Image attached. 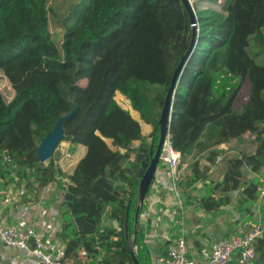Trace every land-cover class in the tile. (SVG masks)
I'll return each instance as SVG.
<instances>
[{
	"label": "trees",
	"instance_id": "16d2710c",
	"mask_svg": "<svg viewBox=\"0 0 264 264\" xmlns=\"http://www.w3.org/2000/svg\"><path fill=\"white\" fill-rule=\"evenodd\" d=\"M219 7L193 8L196 46L174 91L169 134L182 163L207 154L206 165L195 159L181 177L183 210L214 212L244 187L235 201L241 212L245 202L258 198L257 180L244 185L243 171L264 172V66L255 62L264 58V0H224ZM47 14L46 0H0V71L15 93L6 102L0 92L1 188H22L27 202L55 177L67 179L57 185L63 191L59 237L65 258L74 254L72 264H134L137 172L157 144L164 97L190 44L189 13L181 0H87L58 45ZM246 82L248 97L238 104ZM116 92L152 126L150 135L143 136L139 123L116 103ZM72 110L61 124V141L82 145L86 153L65 177L53 156L40 163L36 150ZM244 134L253 138L252 154L216 150ZM106 139L123 152L112 151ZM220 154L223 176L212 181L210 165ZM199 182L205 195L192 196ZM143 210L144 205L139 216ZM140 230L135 255L139 264H151ZM256 251L264 252V240Z\"/></svg>",
	"mask_w": 264,
	"mask_h": 264
},
{
	"label": "crops",
	"instance_id": "0c3cea01",
	"mask_svg": "<svg viewBox=\"0 0 264 264\" xmlns=\"http://www.w3.org/2000/svg\"><path fill=\"white\" fill-rule=\"evenodd\" d=\"M114 100L123 110L129 113L132 119L139 123L143 136L150 135V125H147L140 119L139 114L132 109L130 101L124 95L116 92ZM241 139L253 138L249 134H244ZM105 142L112 151L122 152L111 140L106 139ZM230 149H232V146L230 148L229 142L223 143L216 148L217 151L228 154L232 152ZM254 150L255 147L250 154ZM85 153L86 148L84 146L79 145L73 147L68 142L61 141L52 156L55 166L65 177H68L73 173L74 168ZM220 163H214V166L209 170L210 180L220 181L222 179L223 168ZM206 164L207 162L203 165ZM186 171L187 166L183 169L182 177L186 174ZM257 174L259 173H251L244 170V185L253 180ZM160 177L161 174L159 171L154 180H159ZM62 180V183H68L67 179ZM1 182L0 180V222L6 224L12 223L18 209L22 205H25L27 207L25 218L29 225L40 230L43 224L47 222L54 229H61L60 203L62 201L63 191L58 189L55 184H46L37 190V195L33 200H29L30 198L27 197L28 199L25 200L28 201L25 202L22 197V191L24 192L22 188H17L15 185L1 188ZM243 189L244 187H241L238 191L230 194L229 201L214 212H205L196 206H187L183 212L184 218L183 215L181 217L183 226H180L179 220L173 221V215L177 213V208L174 205V194L170 189H167L160 183H158L155 190L149 188L143 203V213L138 217L137 231L141 229L140 231L143 234L142 239L147 240L145 246L151 255V264L157 257L164 255V252L167 250L166 239L173 240L181 232L186 237L192 258L196 260V264H202V254L211 251L214 246L228 238L237 223L247 224L248 222H255L258 216L264 217V200L259 198V196L252 203L245 202L243 207H241V212L236 210L235 201L238 200L239 194ZM204 195V184L199 182L195 185L192 196L200 197ZM144 213L148 215L145 216ZM249 213L252 215L251 219ZM59 235L57 234V236ZM262 240H264V237L259 241ZM257 253L258 256L255 264H264V252L260 251ZM17 256L15 250L0 245V264H16V262H19ZM73 257L74 254L67 259L65 258L64 264H72ZM84 258L80 253L78 259L83 261ZM229 264H237V261L233 259Z\"/></svg>",
	"mask_w": 264,
	"mask_h": 264
},
{
	"label": "built area",
	"instance_id": "2783aa9c",
	"mask_svg": "<svg viewBox=\"0 0 264 264\" xmlns=\"http://www.w3.org/2000/svg\"><path fill=\"white\" fill-rule=\"evenodd\" d=\"M11 99L6 102L11 101ZM222 159V154L218 155L215 158V164L221 162ZM4 161L8 162L9 158L4 157ZM185 167L180 152L173 147L168 131L161 146L154 179L159 171L161 177L159 180L153 179L150 188L155 190L158 183H160L170 189L175 197L176 212L179 211L181 217L184 210L179 182ZM254 179L257 180L256 192L259 198L264 200V172L257 174ZM60 181L63 180L55 177L49 183H53L57 187ZM26 213L27 207L22 205L14 216L12 223L0 222V245L16 251L19 261L16 264H64L65 246L57 236V234H61L62 227L56 230L46 222L43 224L42 229L37 230L27 223ZM144 214L145 216L148 215L147 213ZM177 214L173 215L174 222ZM180 226H183L182 221ZM263 237L264 217L258 216L255 222H248L247 224L237 223L228 238L214 246L211 251L202 254V264H229L233 259L237 261V264H255L258 256L256 244ZM166 240V253L157 257L152 264H196V260L191 256L186 237L182 232L175 239ZM146 243L147 240L143 239L142 245L145 246ZM133 249L134 251L137 250L135 243Z\"/></svg>",
	"mask_w": 264,
	"mask_h": 264
},
{
	"label": "water",
	"instance_id": "95a60500",
	"mask_svg": "<svg viewBox=\"0 0 264 264\" xmlns=\"http://www.w3.org/2000/svg\"><path fill=\"white\" fill-rule=\"evenodd\" d=\"M184 8L189 13L190 16V23H191V30H192V37L190 40V44L188 49L186 50L185 54L179 60L177 64L168 90L165 94L164 101L162 104V108L160 111L159 119L157 122L158 129H159V138L157 144L154 147H151L148 155L145 157L144 161L141 163L140 168L137 172L139 177L138 187H137V206L136 211L134 213V223H133V234H132V244L135 243L136 234H137V223L139 217V208L143 205L145 197L149 191L151 182L154 179L155 172L158 167V160L159 154L161 150V146L163 140L165 138L166 133L169 131V122L171 117V109H172V99L174 95V91L176 85L179 81V78L182 74V71L187 64V61L191 54L194 51L196 46V38H197V31H198V23L197 19L193 10L192 5L190 4L189 0H181ZM74 110L67 116H64L58 119L55 123V126L52 131H50L44 138H42L39 146L37 147L36 154L37 159L40 163H45L49 160L53 153L55 152L61 138L63 137V129H62V122L72 116ZM124 230L125 233L128 234V215L125 216L124 221ZM130 255L134 262V264H139L135 255V251L133 247H130Z\"/></svg>",
	"mask_w": 264,
	"mask_h": 264
},
{
	"label": "rangeland",
	"instance_id": "374dc122",
	"mask_svg": "<svg viewBox=\"0 0 264 264\" xmlns=\"http://www.w3.org/2000/svg\"><path fill=\"white\" fill-rule=\"evenodd\" d=\"M47 1V8H48V28L49 32L51 34V38L54 40V42L58 45L61 43V40L63 39V36L65 32L72 26L75 25L76 20L80 14L81 8L86 4L87 0H46ZM190 4L193 8L197 10H202L206 7H212L216 9L217 11H220V7L224 0H189ZM264 33V30H263ZM254 52V50H252ZM256 64L264 66V58L259 57L255 60ZM239 98H238V104L244 102L248 97V84L247 82L243 85ZM0 92L4 98L5 101L10 100L14 93V89L7 80L6 76L0 71ZM158 92V89L151 88L149 89V94L151 96L155 95ZM151 132H152V126ZM230 148L232 146V151L230 155L235 156H241L243 154H250L253 148L255 147V143L253 139H239L229 141ZM123 152V150H122ZM56 157V156H55ZM207 154H204V156H195L194 157H188L186 160H184V164L186 166H189L191 162H193L195 159H199L201 164H205ZM55 159V158H54ZM214 166V164L210 165V169ZM188 170V169H187ZM258 195V194H257ZM184 218V214H183ZM176 221V218H175ZM179 222H181V217L179 219Z\"/></svg>",
	"mask_w": 264,
	"mask_h": 264
}]
</instances>
